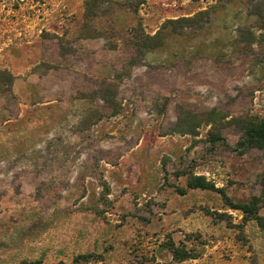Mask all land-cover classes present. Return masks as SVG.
Returning <instances> with one entry per match:
<instances>
[{
	"label": "rangeland",
	"instance_id": "1",
	"mask_svg": "<svg viewBox=\"0 0 264 264\" xmlns=\"http://www.w3.org/2000/svg\"><path fill=\"white\" fill-rule=\"evenodd\" d=\"M137 2L98 6L105 38L84 37L85 0H0V264H264V147L245 132L264 118V0ZM206 9L164 50L122 41ZM221 192L259 198L260 220Z\"/></svg>",
	"mask_w": 264,
	"mask_h": 264
},
{
	"label": "trees",
	"instance_id": "2",
	"mask_svg": "<svg viewBox=\"0 0 264 264\" xmlns=\"http://www.w3.org/2000/svg\"><path fill=\"white\" fill-rule=\"evenodd\" d=\"M108 0H85L84 3V12H83V20L81 24V28H89L92 30V32L87 31L83 32L84 37H99L103 36L105 38H108L107 32L106 31H98L91 22L95 17H101L104 15L102 11H98V6L106 2ZM144 0H138V2L134 5H132L133 12H136L137 6L141 3H143ZM206 10H201L196 13H194L191 16H182L178 17L176 19H166L159 29L153 33L150 34L145 31L142 21L140 18H137L135 20V23L133 25H124V35L122 40L124 43L127 45L133 46L137 53L139 55H144L145 52L148 51H154V50H164L165 45H166V38L169 35L168 28L174 26L176 24L180 25H186L190 23H197L201 20V17L207 13ZM90 27H87V26ZM81 32V34H82ZM261 37H258L257 39L255 36L252 37L254 40H264V35H260ZM126 37V38H125ZM107 41V45L111 48H117L118 44L117 43H111L109 40ZM129 66L133 65L132 62H129ZM14 76L9 72L8 70L5 69H0V92L7 91V89H4V87H9L11 86L13 82ZM114 89L111 87L107 91V94L101 95V97L106 98V97H111L114 94ZM97 115V114H96ZM95 115V116H96ZM94 116V117H95ZM245 132H246V141L248 142L249 145H258L260 147H264V118L259 120V121H251L249 120L246 125H245ZM187 186L189 188H201V189H209L211 186H209L208 182L202 175H191L189 177V180L187 181ZM225 204L230 208L234 210H238L242 214V220L243 221H249V220H260L259 216V198L253 197L249 202L246 203H233L230 201L226 195L221 192ZM169 251L171 252L172 256L181 261L185 260L187 258H194L195 256H192L187 250L184 248H179L174 246V244H171L168 246ZM23 264H41L40 261H29L25 262ZM58 264H63V263H58Z\"/></svg>",
	"mask_w": 264,
	"mask_h": 264
}]
</instances>
